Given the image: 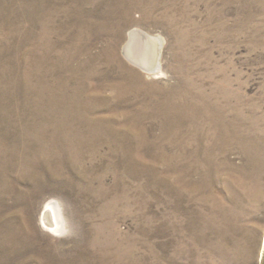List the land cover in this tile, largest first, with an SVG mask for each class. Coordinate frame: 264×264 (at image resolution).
I'll use <instances>...</instances> for the list:
<instances>
[{
  "label": "rangeland",
  "instance_id": "obj_1",
  "mask_svg": "<svg viewBox=\"0 0 264 264\" xmlns=\"http://www.w3.org/2000/svg\"><path fill=\"white\" fill-rule=\"evenodd\" d=\"M263 250L264 0H0V264Z\"/></svg>",
  "mask_w": 264,
  "mask_h": 264
},
{
  "label": "bare ground",
  "instance_id": "obj_2",
  "mask_svg": "<svg viewBox=\"0 0 264 264\" xmlns=\"http://www.w3.org/2000/svg\"><path fill=\"white\" fill-rule=\"evenodd\" d=\"M143 37H146V35H143L142 32L132 30L128 35V40L125 46L123 47L124 54L132 64L141 68L142 70L147 72L156 71L157 67L154 60L158 58L160 54V47L158 46L159 44H157L155 38L151 36H147L146 38L148 41L144 43L145 40ZM147 48L149 49L151 55ZM47 207V210L44 212V217L52 223L50 216L54 217V220H56V214L54 213L52 207Z\"/></svg>",
  "mask_w": 264,
  "mask_h": 264
},
{
  "label": "water",
  "instance_id": "obj_3",
  "mask_svg": "<svg viewBox=\"0 0 264 264\" xmlns=\"http://www.w3.org/2000/svg\"><path fill=\"white\" fill-rule=\"evenodd\" d=\"M261 264H264V250H263V255H262V259H261Z\"/></svg>",
  "mask_w": 264,
  "mask_h": 264
}]
</instances>
